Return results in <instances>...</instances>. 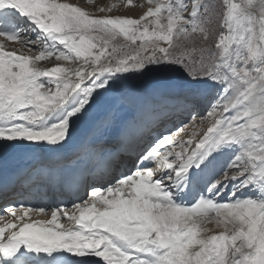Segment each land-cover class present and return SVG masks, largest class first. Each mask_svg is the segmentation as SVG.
<instances>
[{"label": "snow or ice", "instance_id": "1", "mask_svg": "<svg viewBox=\"0 0 264 264\" xmlns=\"http://www.w3.org/2000/svg\"><path fill=\"white\" fill-rule=\"evenodd\" d=\"M147 3L137 19L61 0H0V152L64 149L94 104L148 71H183L190 117L71 209L5 206L0 264H264V0H222L216 51L195 61L175 49L197 33L208 39L210 6ZM7 42L37 54L7 51ZM53 57L82 63L39 67ZM201 107L202 135L174 140ZM213 220L223 230L206 235Z\"/></svg>", "mask_w": 264, "mask_h": 264}, {"label": "bare ground", "instance_id": "2", "mask_svg": "<svg viewBox=\"0 0 264 264\" xmlns=\"http://www.w3.org/2000/svg\"><path fill=\"white\" fill-rule=\"evenodd\" d=\"M61 2L77 5L98 17L108 16L109 11H99L102 7L108 9L107 3L95 4L90 0H61ZM82 2L87 4H81ZM122 9L124 12L119 13L120 17L132 18L139 15L138 10H135V13L132 10L134 14L130 15L128 13L129 9ZM31 35L35 37V33H31ZM2 39L0 38V40ZM30 47H35V45ZM6 50L17 51V54H36L29 52L27 48H22L15 42H7ZM52 66L44 68V61L39 64L42 69H50ZM144 82L148 84V87L154 85L158 90L159 94L157 96L159 97L156 99L155 110H151L148 101L142 95V87L137 86V83L132 79L125 81L124 87L102 97L93 105L88 115L76 124L75 132L64 149L50 151L34 147H17L0 152V194L12 192L11 194L14 196L12 198L14 199L13 203L18 201L21 206L54 203L59 204L62 208L67 206L71 209L72 204L78 203L79 199L67 197L63 189L59 188L57 184L54 185L49 181H44L41 177L44 170L60 171L72 168L79 163L82 166L83 174V194L78 196L80 198L89 190L91 184H99L101 178L109 175L115 178L116 168L121 161H127L131 165V170L134 165L131 163H134L139 154L153 142L144 140L147 136L144 131L149 126L152 114H155L154 117H159L162 113H168V117H163V119L165 118V122L169 123L174 116L175 118L177 116L176 122L180 124L183 120H178V118L183 117L184 112L187 111L185 109L186 101L181 91L166 90L154 76L144 79ZM197 111L199 114L195 120L191 121L186 132L173 136L174 140L185 142L189 139L190 135L188 134L201 123L200 116H203L204 107L199 108ZM157 125H159L158 129L151 133V138L148 137L147 139L156 140L166 129L169 130L167 127L164 129L163 125ZM123 130L124 133L125 130L128 133H133V131L135 133L130 135L123 133L124 135L121 136ZM89 161L92 162L91 165H88ZM81 162L85 164H81ZM106 166L109 171H104ZM23 169H26V172L19 176L20 171ZM37 174H40L39 177H36ZM3 209L4 207L0 205V210ZM48 219H50V215L45 214H33L31 217L33 222ZM7 222L8 217L5 216L0 219V226ZM61 223L66 228L74 227L63 216ZM206 229L208 231L213 229V224L206 226Z\"/></svg>", "mask_w": 264, "mask_h": 264}, {"label": "rangeland", "instance_id": "3", "mask_svg": "<svg viewBox=\"0 0 264 264\" xmlns=\"http://www.w3.org/2000/svg\"><path fill=\"white\" fill-rule=\"evenodd\" d=\"M90 2H94L95 4L107 3L108 7H110L111 5H117V7L113 8L112 11L108 12L109 17L119 16L120 12L121 13L124 12L122 9V8H124L126 10L129 9V11H131V12L128 11V13L130 15H133L136 12L135 10H138L139 11L138 17L137 16L132 17V18L137 17V19H138L140 16H142L147 11V8L149 7L147 0H133V5H131V6L127 5V0H90ZM186 2H187V0H186ZM203 2L210 6L209 13L207 14L208 20L205 23V27L207 29V34H208V39L205 40L203 38V34L197 33V34H194L189 41H179L180 47L175 49V51L177 53H180V52L191 53L194 61L198 60L202 54L206 56L208 51H216L215 44L217 42V37H218V34L222 31V29L220 27L221 20H222L221 13L223 11L222 0H203ZM81 4H87V3L82 2ZM132 10L134 13L132 12ZM189 11H190V9H189ZM186 15H187V13H186ZM94 16L98 17L97 15H94ZM10 43H14V42H10ZM119 43L124 44L127 42L123 41V39L121 38L119 40ZM137 44H139V41H137ZM36 47L37 46L35 45V47H32V48L36 49ZM202 50H203V52H202ZM32 53L35 54L36 51L34 50V51H32ZM80 63H82V61L74 63V64H66L64 62H57L53 57L50 60L44 61V68L50 67L52 65L56 66L57 64H60L61 66H65V67L75 68V67H79ZM153 76L156 77V80L159 82V84H161V86L164 87L166 90L174 89L176 91H180L181 86L183 84L184 73L182 70L181 71H148L145 73L144 76H140V77L134 79V81L137 83V86L142 87V91H143L142 95L145 96L146 101H148L151 110L156 109L155 108L156 104H157L156 99L159 97V96H157L159 93H158V90L156 89V87L154 85L148 87V84H145L144 79L149 78V77H153ZM204 111H203V115H204ZM165 115L166 114L163 115V113H162V115L160 114L159 117H154L155 114H152V118L149 122V126L144 131L145 134H147V136H145L144 140H147L150 142L155 140V139H147V138L148 137L151 138V135H152L151 133L152 132L154 133V131H156L158 129L159 125H157V124L163 125L164 129H166V127H167V128H169V130L174 129L176 126L179 125V123L176 122L177 116H176V118L174 116L173 119L171 120L172 124L173 123H176V124L170 125L171 122L169 123V122H165L163 120V117ZM178 120H181V121L183 120L182 122H188L190 120L188 111H185L183 117H179ZM190 124H191V122L188 124V126ZM207 127H208V122H207V120H205L203 122V124L200 123V125L198 127L193 128L194 130L191 131V133H193L194 131H199L200 134L202 135L203 131L206 130ZM166 130H168V129H166ZM186 130H187V127L180 133H184V132H186ZM123 133H124V130H123V132H121V136L124 134L130 135V134H133L135 132L133 131V133H128L125 130V133L124 134ZM191 133H189L188 135H191ZM135 160H134V162H135ZM131 164L133 165L134 163H131ZM121 170H123V168H121V165L119 164L118 167L116 168L115 178H119V174L121 173ZM11 193L12 192L0 194V205L3 206L4 208L7 205H11L13 207H23V206L19 205L18 201L13 203L14 199H12V198L14 196H12ZM82 198H87V195L85 194ZM209 224H213V229L207 231L206 235L217 234L223 230L222 227L217 226V224L214 220L210 223H207L204 227L206 228V226H208Z\"/></svg>", "mask_w": 264, "mask_h": 264}]
</instances>
